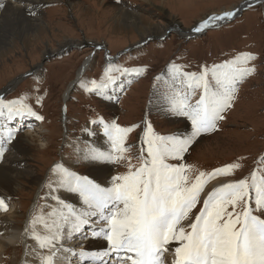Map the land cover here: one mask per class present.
Wrapping results in <instances>:
<instances>
[{"label": "rangeland", "instance_id": "1", "mask_svg": "<svg viewBox=\"0 0 264 264\" xmlns=\"http://www.w3.org/2000/svg\"><path fill=\"white\" fill-rule=\"evenodd\" d=\"M240 1L37 0L32 11L27 13L44 20V31L35 40H16L9 48L0 52V91L16 76L25 73L42 59H48L38 73L27 76L16 83V86L13 85V89L3 98L5 101L22 99L32 106L37 115L43 117L38 127L19 128L16 133L10 130L16 136L9 139L8 151L7 148H2L6 154H19L22 160L20 167L28 166L37 179L35 185L29 179L27 183L21 184V189L13 197H1L7 204V211L1 213L14 212L11 223L22 227L39 182L45 184L40 190L31 220L41 212L51 211L57 203L52 196L69 193L62 188L56 189L54 184L55 191L49 188L50 182L56 179L52 169L57 164L93 179L96 174L92 164L94 162L84 159V155L89 148H100L94 145L95 139L107 140L103 126L93 123L100 118L106 123L115 122L122 127L140 125L141 127L134 128L128 134L126 141L129 145H136L137 149L144 122L151 123L154 131L160 135L190 133L191 121L168 111L167 97L174 89L183 87L180 74L174 71V67L180 73L199 74L205 66L211 69L213 65L242 54L250 53L255 57L247 65L255 71L237 83L235 98L231 106L222 113L224 118L217 121L216 130L202 133L181 162L191 166L190 175L193 176L201 171L211 173L230 163L240 164L232 174L210 179L205 186L206 194L214 186L217 188L224 183L250 178L253 171L264 169V165L260 164L264 159V2L261 6L245 10L230 23L208 29L201 36L185 40L180 37L179 32L173 30L163 42L150 41L144 47L122 55L113 63L114 68L121 69L112 72L116 85L110 86L103 96L90 90L91 81L99 83L104 77L107 63L103 50L91 52L92 47L86 46L84 42L94 41L106 46L110 52L105 55L108 59L116 52L142 40H139L134 28L119 25L115 8H126L138 13L141 25L150 26L145 29L146 32L162 35L170 23H178L182 28L189 29L207 15L229 10ZM73 3H80L82 6L80 9L74 8ZM77 14L81 26L78 24ZM68 41L77 43L80 47L70 48L69 43L60 49L59 45ZM45 48L51 50L53 55L42 57ZM87 58H92L90 66L73 87L74 90L70 91L66 102L67 121L64 123L67 125V135L63 141V132L66 134V127L61 120L63 96L71 88L78 70ZM124 69L128 71L123 72ZM201 91L197 90L193 102ZM173 120L182 124L172 125ZM15 125L5 117H0V128ZM26 133L33 134L39 142L31 144L23 140ZM13 141L16 145L25 147V153L21 154L18 149L12 148ZM4 142L8 145L7 141ZM197 144L201 145L198 147ZM125 170V167L111 163L106 174L112 178ZM205 195H201V200ZM200 207L202 203L197 205V209ZM36 227L37 231L44 232L42 225ZM28 242L30 251L26 256L24 245L19 241L0 246V264H34L37 253L47 251L40 249L31 236Z\"/></svg>", "mask_w": 264, "mask_h": 264}, {"label": "snow or ice", "instance_id": "2", "mask_svg": "<svg viewBox=\"0 0 264 264\" xmlns=\"http://www.w3.org/2000/svg\"><path fill=\"white\" fill-rule=\"evenodd\" d=\"M236 14L234 8L207 15L192 30H210ZM254 59L250 53L242 54L211 69L205 66L199 74L180 73L174 67L183 87L167 97L168 111L187 117L190 133L160 135L151 123L144 122L137 149L126 141L140 125L122 127L103 118L93 121L103 126L110 149L89 148L84 159L115 163L126 170L113 176L110 186L105 187L61 164L54 166L56 179L50 182V190L62 188L78 194L80 208L52 196L56 206L33 216L25 234L47 250L37 253L34 264H54L57 251L63 249L62 241L74 234L87 238L86 226L94 238L106 241L102 251H80L79 257L88 264H166V253L171 256L167 264H264V169L253 171L250 178L224 183L201 200L210 179L230 175L240 164L230 163L193 176L191 166L181 162L202 133L216 130L217 121L224 118L222 113L235 98L237 83L255 71L247 66ZM113 71L121 69L107 60L104 77L99 83L91 81L90 90L105 95L117 83ZM198 89L202 91L193 102ZM27 116L43 120L24 100L0 98V117L12 121ZM8 136H13L12 131ZM260 164L264 165V159ZM0 210L7 211L4 198H0ZM37 225H42L43 233L37 231ZM64 250L76 254L74 249Z\"/></svg>", "mask_w": 264, "mask_h": 264}, {"label": "bare ground", "instance_id": "3", "mask_svg": "<svg viewBox=\"0 0 264 264\" xmlns=\"http://www.w3.org/2000/svg\"><path fill=\"white\" fill-rule=\"evenodd\" d=\"M36 2L37 0H1V3L4 4V7L0 8V52L6 49V47L9 48V46H11V44L14 43L16 40H19V39L23 40L24 38L25 39L32 38L35 40L37 38V35H39L40 32L44 31V28H45L44 20L41 19L39 16L31 17L27 13L29 10L32 11ZM81 6L82 5L80 3L72 4V7L74 8L76 7L78 9H80ZM115 10H117V12L115 13L117 14L116 17L120 21L119 25L121 27L124 26V27L134 28L136 30L137 35L140 37L139 40L141 39L143 40L147 36H156V38L159 37V33L155 34V33H151L150 31L146 32L145 29L149 28L150 26L145 27L141 25V19L139 18L138 13L131 11L129 9H126V8H123V9L115 8ZM76 12H78V10ZM212 15H216V14H212ZM77 16L76 17L78 20L79 14H77ZM78 24L80 25L81 22L79 21ZM193 27L194 26H192L189 29H186V28H182L178 23H175L174 25L170 23V26L167 27L166 29L171 28L172 30H176L177 32H179L178 34H180V36L183 37L188 34L197 33L192 30ZM63 29H66V28H63ZM69 43H73V42L68 41V42H65L63 45H59L60 49H63ZM50 52L51 50L49 49L44 50L42 52V57L47 58L53 55ZM112 57L113 56H109L108 60H111ZM88 60L89 58L85 59L84 64L78 70L77 77L79 78L80 76V79L85 75L87 68L90 66L89 65L90 60L89 61ZM15 84L16 83H14V85ZM9 87L11 86L4 87L0 92L4 91L3 92L4 96H6L10 92L13 86L11 87L10 90L8 89ZM72 88H73V83H72L71 88L67 90L63 96V100H65V102H67V100L69 99V95H70L69 93L70 91H72ZM66 121H67V116H65V122ZM168 121L171 122V120L169 119ZM10 122L13 125H15L12 121ZM40 123L41 122H39V124ZM175 124L181 125L182 122H178V121L175 122L173 120L172 125H175ZM64 126L66 127L65 129H67V125L65 123H64ZM18 127H19L18 124H16L15 126H12V127L7 126L3 128L2 126L0 128V145H2V148L4 147L5 150L7 148L6 151L9 150L8 147H9L10 138H8V132L10 130H13L14 133H16V131L18 130ZM66 135H67V131H66ZM15 136L16 135L14 134V136H12L11 138H14ZM23 140L28 141L31 144H33V143H36L39 139L35 138L33 134L26 133L25 138ZM4 141H7L8 145L5 144ZM93 143L95 146L100 147L102 150L107 151L110 149L109 148L110 144L108 143L107 140L95 139ZM201 144H197V146L198 145L200 146ZM11 146L12 148L18 149L21 152V154L25 153L24 151L25 147L21 145H16L14 141ZM202 147L203 146H201V149ZM5 150L3 152V157L0 158V198L3 196L9 197V198L13 197V195L21 189V184H23L24 182L27 183L29 179L35 185L36 179H37L33 171L31 169H28V166L25 165L23 167H20L19 163L22 162V160L20 159L19 154L14 155V153L12 152H9L8 154H6L7 152ZM10 150H11V147H10ZM92 164L96 170V174L93 177V179L92 178H89V179H92L96 183L101 184V186H105V187L110 186L111 177H109L106 174V172L110 168L111 163L109 164V163H95L94 162ZM44 184L45 182H41V183L39 182L38 189L34 195L33 202L29 206L30 208L26 213L25 222L22 227L21 226L17 227L11 223L12 215L14 212L13 213L12 212L1 213L2 210H0V246L1 247L6 246L7 244L16 243L17 241H19L20 243L24 245V249L26 250V253L24 256H26L28 251H30L29 242H28L29 236H26L25 228L26 226L29 225L31 221V217L35 211L37 202L39 200L40 190L42 189ZM215 187L216 186H214V188ZM205 194L206 192L202 193V196H204ZM59 197L63 199L66 203L72 204L78 209L80 208V201L78 199V194H75V193L65 194L64 193V195L61 194V196ZM85 231L87 232V238H81L79 234H74L71 239H64L62 241L63 249L57 251L54 264H73L74 262L76 264H80V263L88 264L87 261L85 262L84 260H81V258L79 257L78 254L80 253L81 250H86L90 252H98V251H102L106 247V241L103 238H94L92 236L91 230L87 226L85 227ZM64 249H74L76 253L75 256L72 251H65Z\"/></svg>", "mask_w": 264, "mask_h": 264}, {"label": "water", "instance_id": "4", "mask_svg": "<svg viewBox=\"0 0 264 264\" xmlns=\"http://www.w3.org/2000/svg\"><path fill=\"white\" fill-rule=\"evenodd\" d=\"M264 0H241L237 5L233 6L231 8V10H233L234 8L237 9V14L236 16L233 18L235 19L236 17H239L242 15V13L249 7L251 6H254V5H259L261 6L263 4ZM230 11V10H229ZM222 14V13H220ZM233 19L231 20H224V21H221L219 22L217 25L215 26H211L210 28H216V27H219L220 25L222 24H225V23H228L230 21H232ZM207 30V29H206ZM206 30L200 32V33H192V34H188V35H185L184 36V39L185 40H189L195 36H199V35H202L206 32ZM173 30L171 28L169 29H166L165 32L162 34V35H159V37L156 38V36H147L145 39L139 41L138 43H135L133 44L132 46L130 47H127V48H124L123 50H120L118 51L111 59V61H115L116 59H118L121 55L129 52V51H132L134 49H137L139 47H142L144 45H146L147 43H149L151 40H162L164 39L170 32H172ZM84 42V41H83ZM86 44V46H91L93 51H97V50H103L105 55L109 54V50L107 49L106 46H104L103 44H99L97 42H94V41H88V42H84ZM68 47V46H67ZM70 48H78L80 47L77 43H71V45H69ZM48 59H42L38 64H36L35 66L31 67L28 71H26L25 73H22L18 76H16L12 81L8 82L7 83V87L8 86H13L14 83H19L21 82L24 78H26L27 76L29 75H32L34 73H36L39 69H41L43 67V65L46 63ZM91 60V58L89 59ZM88 60V61H89ZM105 60H106V57H105ZM108 60V59H107ZM106 60V61H107ZM88 64V63H87ZM85 71V70H84ZM80 78V76H79ZM78 77L75 78L74 82H73V87L75 85V83L79 80ZM16 84V85H17ZM15 85V86H16ZM11 87H9L8 89L10 90ZM4 88V87H3ZM73 89V88H72ZM4 91L0 92V96H4ZM2 94V95H1ZM64 121H65V100H63V106H62V122L64 124ZM64 131H66V129H64ZM66 134L63 132V137H65Z\"/></svg>", "mask_w": 264, "mask_h": 264}]
</instances>
